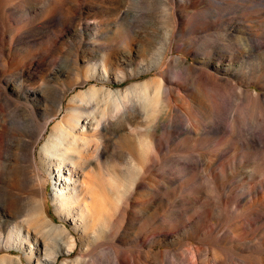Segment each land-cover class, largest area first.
Returning a JSON list of instances; mask_svg holds the SVG:
<instances>
[{
  "label": "rangeland",
  "instance_id": "rangeland-1",
  "mask_svg": "<svg viewBox=\"0 0 264 264\" xmlns=\"http://www.w3.org/2000/svg\"><path fill=\"white\" fill-rule=\"evenodd\" d=\"M251 34L262 47L234 53ZM162 50L157 66L148 54ZM176 58L194 68L198 97L191 82L163 99L162 88L180 82ZM225 81L259 100L240 101ZM149 102L152 118L165 126L161 155L125 122V110L143 114ZM12 105L23 106L30 122L0 119V264H42L43 240L55 254L63 251L53 264H156L158 253L170 260L197 250L202 264H264V245L241 252L227 229L264 212V146L248 141H264V0H0V114ZM196 106L194 124H181L177 116ZM85 117L101 128L89 131L97 143L86 156L90 169L71 177L88 184L76 205L83 200L94 214L74 223L57 210L55 196L60 186L68 193L70 176L58 156L46 158L40 148L58 124ZM142 118L137 126L150 129ZM248 191L258 200L251 207ZM8 202L16 205L5 213ZM187 218L193 225L181 227ZM240 236L264 241V225ZM68 238L73 252H64Z\"/></svg>",
  "mask_w": 264,
  "mask_h": 264
},
{
  "label": "bare ground",
  "instance_id": "bare-ground-1",
  "mask_svg": "<svg viewBox=\"0 0 264 264\" xmlns=\"http://www.w3.org/2000/svg\"><path fill=\"white\" fill-rule=\"evenodd\" d=\"M252 36H255V35L254 34L250 35L249 40H248V45H246L245 43L235 44L233 46V49H232L233 52L236 54L244 55V54H250V53L256 51L258 48H261L262 43H259L258 41H254L252 39ZM167 38H168V36L165 37V43H167V40H168ZM241 50H243V51H241ZM148 51H149V47L145 46L144 49H142V52L147 53ZM148 55L151 57L152 60H154L155 64H157V66H160L162 63V60H163L164 51L162 50V51H159L158 53L153 52V53H150ZM175 62L178 63L177 67H178L180 82L176 86V88H173V89H171L169 87L162 88V90H164L163 99H165L167 101V98L169 97L171 91H172V93H179V92L187 91V88H188V86H190L191 82L193 85L191 87H193V89L195 90V95H196V97H198L199 96V88H198V85L195 84V79H192V75L195 74L194 68L190 64L184 62L183 60H181L179 58H176ZM225 84L228 85L230 92L233 95H235V96H233V95L232 96L236 97L240 101L241 100H243V102H249L250 101V104H251V103L259 100V98H260V95H254L247 90H244V89L242 90L240 88L236 90V87L234 85L230 84L228 81H225ZM152 104H153L152 102H149L148 104H146L147 105L146 108L142 109L143 114L139 113L140 109L137 111V109L135 107H132V109L125 110L126 111L124 114L125 120H126L125 122H128L127 126H128V124L134 125V127L131 128V130L133 129L136 133H138V134L139 133H145V135L151 139V142H149V144H147L149 146L148 150L149 149L152 150L153 152H151V153H153V154L158 153L161 155L162 154V148L166 146V142L162 141V139L159 138L158 136H160V133L162 134V129L165 126L162 123H159V121L156 123L154 121L155 119L152 118L153 107H154ZM140 107H141V105H140ZM72 111L75 115H77L76 113L79 114V112L76 111L75 109ZM198 113H199V110L197 109V106L194 108L190 107V108H187L186 112L183 113L181 116H177V118H179V121L181 124L183 122L185 123V121H189L190 124H194V122L196 121V120H194V117L197 116ZM116 114H117V112H116ZM116 114L114 116L112 115L113 118H115L114 119L115 121H116V117H118V115H116ZM142 115H143V118H142ZM119 116H120V114H119ZM89 117H85L83 122H80V119L77 118L76 120H73V119L70 120L69 123L63 122L62 124H58V127L57 126L55 127V129L58 130V133L54 137L51 136V139L47 140L46 143L43 146H41V148H40V154H43L46 158H52L54 156H58L59 158L56 161H58V164L63 165V167L66 169V174H68L70 177H71L72 173H75V171H79V170L84 171L85 169H90V166L87 163L88 160H87L86 156H88L92 150L94 151L93 146H95L97 143L95 140H94L95 142H93V140H90L89 131H91V130L98 131L99 128H101V126L96 125V124H95L96 125L95 126L94 121H93L94 119H90ZM141 118H142V121L144 119V121L149 122L151 124L150 129H144L143 130L142 128H140L141 125H140L139 121H141ZM0 119L5 123H10V122L13 123L15 120H20L22 122L21 126H23V127L24 126L26 127L30 122L28 120L27 110L23 106H16V105H12V111L10 112V114L5 115V114L1 113ZM118 119L119 118H117V120ZM120 119H122L121 116H120ZM114 120H112V121H114ZM119 121L121 122V120H119ZM119 121H117V122L120 123ZM110 124H111V121H110ZM187 124H188V122H187ZM114 125H115V123H114ZM137 125H139L140 127H138ZM142 125H144V124H142ZM93 126H95V127H93ZM183 126H185V125H183ZM118 127H120V126H118ZM179 127H180V125H179ZM236 127H237V125L235 123L231 124V126H230V133L231 134L235 133ZM183 128H185V127H183ZM1 129H2V131H4L5 127H2ZM0 134H2L1 131H0ZM21 134L22 133L20 132V136H21ZM194 134H195V131H194ZM116 141L117 140H115V142ZM248 141H250V143H252L253 145L264 146V141H262L258 136H255V135H251V137L248 139ZM17 142H18L19 146L22 147L23 149H26L28 147L27 141H25V140L18 138ZM115 142H114V144H111V143L110 144L112 145L111 147L113 148L112 149L113 154L118 155L120 150H121L120 149L121 146L118 143L115 144ZM93 143H96V144H94L92 146ZM60 146L65 147V148L63 149V151L59 152L58 147H60ZM106 146L108 147L109 145L107 144ZM69 147H70V150H66V148H69ZM95 148H96V146H95ZM14 170H15V174L17 176L22 177L23 169L20 165H18L17 168L15 167ZM70 177L68 179H66L64 182V185L68 186V187H66V189L68 190V193L65 192V188L60 186V189L55 194L56 202H57V204H56L57 210L58 211L61 210V211L65 212L67 215V220H72V222H74V223L78 220H82L84 223H87L89 221V217L92 214H94V209L91 206H89L88 204H86L83 200H81V203L79 205H76V204L79 202V199L81 196L82 197L86 196L84 194L87 193L88 184H86L85 182H83L81 180H79V181L75 180L74 181V179L72 177L71 178ZM54 185L59 186V184L57 182L56 183L54 182ZM245 197H244L245 203L247 205H249L250 207L254 206L255 205L254 203H256L258 201L255 198V194L251 191L245 192ZM14 205H16V202H8V203L4 204L3 206H1V208L5 213H10L12 211V208L14 207ZM73 207H75L76 209H73ZM73 210H75V213ZM31 219H32L31 220L32 228L35 230L38 228V224L36 223V221H35V223L33 222V217ZM182 222L183 223H182L181 227H189V226L193 225V221L191 219H188V218L184 219ZM255 224H258L259 226L264 225V212L261 211L259 217L253 223L252 222L249 223L248 226L242 222H239V224H236L237 226H233V227L228 226V228H227L228 233L230 236H232L231 241L234 242L239 249H241L240 250L241 252L242 251L246 252L250 249H257V248H260L262 245H264V241H263L262 236H259V239H252V240L249 239L246 242H244V240L241 239L240 235L242 233H244L246 231V229H248V227L254 228ZM15 229H17L16 225H14V227H12V229L10 231L14 232ZM198 229L199 228H194L193 232H196ZM41 236H43L42 233H41ZM162 236L169 237L168 235H162ZM7 238L9 239V235ZM244 239H247V238H244ZM68 241L71 244L67 247L66 250H64V252L65 251L66 252L67 251L73 252V249L75 246L74 242L71 238H68ZM42 243H43L45 250H44V255H43L42 259L40 258V260H39L40 263H42V264H53V263H55L57 261L58 256L61 253H63V251H61L60 253L56 252V254H55L53 251H51L49 248L46 247L44 240L42 241ZM0 244H1V238H0ZM157 256H158V259L156 261V264H202L200 262H197L201 256V250H197L194 252L187 251L186 257L178 255L174 259H170V260H166L167 258L164 259V256H162L161 253H158ZM77 261L78 260L73 262V264H95L96 263V260H94L92 258L90 260H81L80 262H77ZM63 264H66V263H63ZM106 264H124V260L123 261L113 260L112 262H109ZM125 264H130L129 258L125 259ZM207 264H211V263L207 262ZM212 264H228V263H226V260H224V259H216V260L213 259ZM238 264H251V263L239 259Z\"/></svg>",
  "mask_w": 264,
  "mask_h": 264
}]
</instances>
